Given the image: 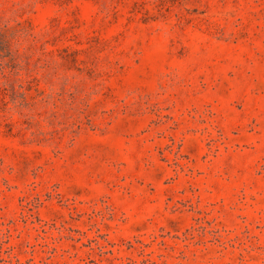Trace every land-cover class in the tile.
Returning a JSON list of instances; mask_svg holds the SVG:
<instances>
[{
  "label": "rangeland",
  "instance_id": "1",
  "mask_svg": "<svg viewBox=\"0 0 264 264\" xmlns=\"http://www.w3.org/2000/svg\"><path fill=\"white\" fill-rule=\"evenodd\" d=\"M0 264H264V0H0Z\"/></svg>",
  "mask_w": 264,
  "mask_h": 264
}]
</instances>
